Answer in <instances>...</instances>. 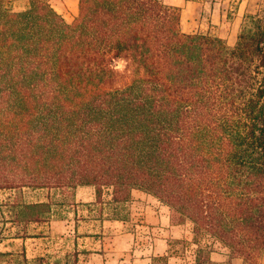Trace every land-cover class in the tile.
I'll return each instance as SVG.
<instances>
[{"label": "trees", "instance_id": "trees-1", "mask_svg": "<svg viewBox=\"0 0 264 264\" xmlns=\"http://www.w3.org/2000/svg\"><path fill=\"white\" fill-rule=\"evenodd\" d=\"M0 0V189L144 190L244 264L264 250V17L233 46L161 0ZM123 59L124 70L115 64Z\"/></svg>", "mask_w": 264, "mask_h": 264}, {"label": "crops", "instance_id": "crops-1", "mask_svg": "<svg viewBox=\"0 0 264 264\" xmlns=\"http://www.w3.org/2000/svg\"><path fill=\"white\" fill-rule=\"evenodd\" d=\"M161 1L181 8L182 31L216 29L235 44L238 16L222 32V11L205 22L198 1ZM51 2L66 21L78 13V0ZM193 235L188 222H173L170 207L141 189L127 200H114L111 188L98 197L94 185L0 189V264H243L215 238L196 242Z\"/></svg>", "mask_w": 264, "mask_h": 264}, {"label": "rangeland", "instance_id": "rangeland-1", "mask_svg": "<svg viewBox=\"0 0 264 264\" xmlns=\"http://www.w3.org/2000/svg\"><path fill=\"white\" fill-rule=\"evenodd\" d=\"M13 7L17 10L22 9L26 5V0H11ZM51 1V0H50ZM202 4V17L204 18V21L207 22L210 19H212V13L213 10L218 12V10L222 11L225 14V20H224V27H220V31L222 32H228L230 28L232 27V24L236 21H234V18L238 16L237 22H239L240 26L238 29V33L240 31L241 25L246 19L247 16L250 15H259L264 17V0H195ZM53 4V3H52ZM54 6V5H53ZM56 9V8H55ZM62 14V13H60ZM65 14H68L65 12ZM76 16V15H75ZM74 19V18H73ZM73 19L69 20L67 19V22H71ZM66 20V19H65ZM203 33H210L213 35H217L220 33L216 29L211 30H203L201 31ZM232 46V45H230ZM27 187V186H25ZM69 187V186H67ZM23 188V187H22ZM32 188V187H30ZM72 188V187H70ZM18 189V188H16ZM104 190V189H103ZM185 222H188L191 225V228L193 224L186 220ZM194 234V233H193ZM208 234H199V235H193L194 240L202 241L203 238L206 237ZM210 236V235H208ZM212 237V236H210ZM210 239L209 237H206L205 239ZM214 238V237H212ZM217 240V239H216ZM244 264V262H243ZM256 264H264V250L260 253L258 262Z\"/></svg>", "mask_w": 264, "mask_h": 264}, {"label": "clouds", "instance_id": "clouds-1", "mask_svg": "<svg viewBox=\"0 0 264 264\" xmlns=\"http://www.w3.org/2000/svg\"><path fill=\"white\" fill-rule=\"evenodd\" d=\"M126 62L123 59L118 60V62L115 64V69L117 71H123L125 68Z\"/></svg>", "mask_w": 264, "mask_h": 264}]
</instances>
